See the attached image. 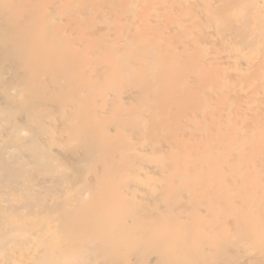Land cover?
<instances>
[{"label": "bare ground", "instance_id": "obj_1", "mask_svg": "<svg viewBox=\"0 0 264 264\" xmlns=\"http://www.w3.org/2000/svg\"><path fill=\"white\" fill-rule=\"evenodd\" d=\"M0 264H264V0H0Z\"/></svg>", "mask_w": 264, "mask_h": 264}]
</instances>
